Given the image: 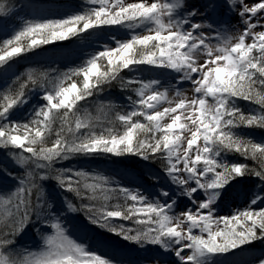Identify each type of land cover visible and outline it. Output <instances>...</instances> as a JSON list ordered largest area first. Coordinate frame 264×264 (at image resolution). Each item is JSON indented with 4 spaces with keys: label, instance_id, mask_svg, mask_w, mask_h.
Masks as SVG:
<instances>
[{
    "label": "snow or ice",
    "instance_id": "obj_1",
    "mask_svg": "<svg viewBox=\"0 0 264 264\" xmlns=\"http://www.w3.org/2000/svg\"><path fill=\"white\" fill-rule=\"evenodd\" d=\"M225 11L242 30L221 26ZM14 15L0 0V21ZM113 27L126 30L124 39L111 37L115 46L105 43L65 72H30L0 88V150L22 170L0 166V264H116L72 238L64 212H83L89 224L144 252L156 246L177 264H216L264 241V140L237 131L264 130V0H82L78 11L23 21L0 38V73L45 45ZM143 68L159 75H121ZM113 81L129 93L126 106L101 103L102 116L93 117L84 104ZM36 90L40 102L29 119L13 120ZM240 100L255 107L244 111ZM99 155L159 163L150 178L176 193L163 184L146 193L100 173L57 167ZM246 178L257 182L246 206L218 215L223 193ZM50 180L63 194L59 207L44 186ZM179 198L190 206L180 209ZM29 229L40 248L18 250L17 238ZM248 264H264V252Z\"/></svg>",
    "mask_w": 264,
    "mask_h": 264
},
{
    "label": "rangeland",
    "instance_id": "obj_2",
    "mask_svg": "<svg viewBox=\"0 0 264 264\" xmlns=\"http://www.w3.org/2000/svg\"><path fill=\"white\" fill-rule=\"evenodd\" d=\"M192 1L197 2V4L202 2V0H189L190 3H193ZM9 2L10 1H8L7 5L13 8L15 15L11 18L0 21V33H8L13 30V20H22L24 15H26L27 19L31 20L56 19L66 13L80 10V6L82 4V0H18V2ZM218 20L221 26L229 28L234 32L236 30H242L239 19L226 11L218 17ZM125 31L126 30L124 29L113 27L100 32L83 34L78 38H72L71 40L58 41L53 44L45 45L19 59H45L48 61V64L55 65L66 63L65 65L69 68L70 64L79 65L93 52L100 50L102 45L105 43L115 46L114 40H112L111 37L115 36L124 39ZM50 67L53 69L57 68V66ZM14 70L15 67L12 63L10 69H5L3 73H0V87L7 81V78L13 74ZM145 70L147 71L148 69L143 68L140 72L129 74L145 78L146 75L149 76ZM130 75H126V78ZM115 82L117 84L119 83V81ZM107 94L108 96L111 95V93ZM117 97L122 98L119 94ZM120 98L117 99L120 100ZM39 100V90L33 91L30 96V103L25 107L16 110L11 118L16 120L17 116L26 113L27 110L34 106V104H37ZM113 103H115L114 100ZM126 104L127 99L124 98V105L126 106ZM256 139L259 138L257 137ZM106 157L108 158L112 156ZM126 158L127 157H119L116 159L124 160ZM6 159L12 164L8 156H6ZM99 164L104 169L109 168L111 172L118 176V178L114 181H117L125 186L133 188L139 186L141 190L146 191V193H157L160 185L163 184L165 189L170 190L172 193H176L175 186H169L163 180L157 183L150 178L151 174H159L160 171L155 170L149 165L144 166L147 174H144V176H138L136 172L129 170V168L125 169L124 167L119 166L115 169L114 167L116 166H114V162L103 161ZM7 183L8 181H5V184ZM46 190L49 195L56 198L57 207H59L63 200V194L51 185H48ZM256 190V183L252 180L243 179L238 183L233 184L232 187L228 188L223 193V198L218 202L216 208L217 214L229 215L236 209L244 208L246 206V194ZM173 198H178V193L174 195ZM179 200L180 209L190 206L189 202L185 198H179ZM64 224L72 238L76 239L78 242H83L89 246L91 250L111 258L116 262V264H157V261L152 259L153 256H159L160 261L164 262V264H177L174 255L165 254L160 256L156 246L147 245L146 248L148 251L144 252L140 249L139 245L129 241H124L121 237H118L115 234L109 233L105 230L104 233L98 231L95 227H92L87 222L83 221L82 218L79 217L78 213L64 212ZM19 238V247L21 249L26 248L29 250H38L42 243L37 233L31 229L25 231L21 236H19ZM261 245L262 246L260 247H256L253 244L252 246L246 248L244 252L226 257H219L217 258L218 261L216 264H248L252 256H259L262 252H264V242H261Z\"/></svg>",
    "mask_w": 264,
    "mask_h": 264
},
{
    "label": "trees",
    "instance_id": "obj_3",
    "mask_svg": "<svg viewBox=\"0 0 264 264\" xmlns=\"http://www.w3.org/2000/svg\"><path fill=\"white\" fill-rule=\"evenodd\" d=\"M8 1H10L9 3H12L13 1L18 2V0H7L6 3H8ZM22 18H23L22 20H13V29L19 28L22 25L23 21L31 20V19H27L26 15H24ZM11 33H12V30L8 33H0V38L5 37L6 35H10ZM23 59L24 58L18 59L17 61L13 62L15 70H14L13 74L9 78H7V81L0 88H7V86L12 83V81L15 79L16 76H20L22 74H23V77L26 78L28 73H30V72L33 73L34 75H39L40 73H43V72H51L52 70H57L58 72H65L69 68L77 66V64H70L69 65L70 67L67 68V66L65 65L66 63L65 64L52 65V64H48V61H46L45 59H38V58H29V59L25 58L24 60ZM50 66H57V68L53 69ZM121 75L122 76L124 75V77L126 78L127 72L125 71ZM115 83L116 82L113 81L110 86L105 87V89L102 93H100L98 96L90 98L87 101V103L84 104V107L87 108L88 112H90L93 117H95L97 115L102 116V113L99 112V106L101 105V103H104V104H107L108 102L113 103V100H114L115 103H113V104L118 105V106L124 105V98H126L129 95V93L126 91H122L120 86H119V83L118 84L117 83L115 84ZM32 92L33 91H29V93H28L29 98H30ZM107 93H111V95L108 96ZM118 94L122 98L117 97ZM105 95H107V96H105ZM117 98H120V100H118ZM39 102H40V100H39ZM39 102H37V104ZM37 104H34V106H36ZM238 104H239L240 108L243 109L244 111H248L250 108L255 107V105L250 104L249 102L243 101V100L238 101ZM32 107H30L26 113H24L22 115L20 114L19 116H17L16 120L23 122V121H26L27 119H29L30 109ZM97 130H99V129H97ZM237 131L239 132L240 135L245 136V137H250L257 142L264 140V130H262V129H238ZM257 137L259 139H256ZM6 156H7V153L5 151H3V150L0 151V166L8 167L9 169L16 170L17 172L22 171V170L14 169L13 164H11L6 159ZM116 158L117 157H108L107 158L104 155H99V156H95L92 158L76 157V158H73L69 161L63 162L60 165H57V167H74L77 169H83V170H86L90 173H100L102 175L109 176L113 180L118 178V176H116V174L111 172L109 170V168H105V169L102 168L99 163H101L103 161L104 162H114L115 163L114 166H116V167H114L115 169L119 166H122L125 169L129 168V170H133L134 172H136L138 174V176H141V175L144 176V174H147V172L144 168L145 165H149L150 167L154 168L155 170L160 171L159 163L150 164L149 162L141 161L137 157H130V156L124 160H120V159H116ZM227 159H229L233 162L239 161L242 163H246V164H248L249 167L255 166L254 161L244 160L242 157H239L238 155H235V154H229ZM246 179L252 180L257 184V182L253 178H246ZM241 180H243V179H241ZM48 185H51L52 187L56 188V182L54 180L44 182V186L46 189H47ZM70 198L73 199L74 203L79 205V203H80L79 200L75 199L74 197H70ZM78 215L80 218H82L83 221L88 223L83 212H78ZM124 223L128 227L129 226L133 227V225H131L128 222H124ZM89 225L92 227H95L98 231L104 233L103 229H100V228H98L94 225H91V224H89ZM19 242H20V238L18 237L17 243L15 245V247L18 250L21 249L19 247ZM261 242H264V241H257L254 243V246H256V247L262 246Z\"/></svg>",
    "mask_w": 264,
    "mask_h": 264
},
{
    "label": "bare ground",
    "instance_id": "obj_4",
    "mask_svg": "<svg viewBox=\"0 0 264 264\" xmlns=\"http://www.w3.org/2000/svg\"><path fill=\"white\" fill-rule=\"evenodd\" d=\"M192 2L195 3V4H197V2H195V1H192ZM145 72L148 73L149 76L146 75V77L143 78V79H149V78H153V77L159 75V72L156 71V70H147V71L145 70ZM127 75H130V74L127 73ZM127 77H128V76H127ZM160 78H161V79H164L165 82L167 83V77H166V76H161ZM190 87H191V86H190L188 83H185V84L182 86V88H183L184 90L189 91V94H190ZM171 94H172V93H170V95H171Z\"/></svg>",
    "mask_w": 264,
    "mask_h": 264
}]
</instances>
